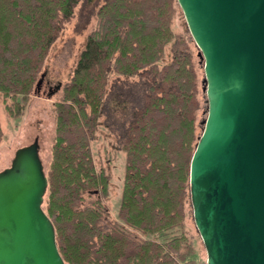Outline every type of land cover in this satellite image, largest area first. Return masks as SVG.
I'll return each instance as SVG.
<instances>
[{
  "label": "trees",
  "instance_id": "obj_1",
  "mask_svg": "<svg viewBox=\"0 0 264 264\" xmlns=\"http://www.w3.org/2000/svg\"><path fill=\"white\" fill-rule=\"evenodd\" d=\"M177 8L176 0H0V100L15 115L64 24L75 16L81 33L96 20L54 103L44 211L65 264H197L184 221L204 82L191 36L174 31ZM101 115L125 153L112 222L103 204L110 176L90 151Z\"/></svg>",
  "mask_w": 264,
  "mask_h": 264
},
{
  "label": "water",
  "instance_id": "obj_2",
  "mask_svg": "<svg viewBox=\"0 0 264 264\" xmlns=\"http://www.w3.org/2000/svg\"><path fill=\"white\" fill-rule=\"evenodd\" d=\"M176 2L203 62L189 195L206 264H264V0ZM46 191L35 137L0 171V264H65Z\"/></svg>",
  "mask_w": 264,
  "mask_h": 264
},
{
  "label": "rangeland",
  "instance_id": "obj_3",
  "mask_svg": "<svg viewBox=\"0 0 264 264\" xmlns=\"http://www.w3.org/2000/svg\"><path fill=\"white\" fill-rule=\"evenodd\" d=\"M75 9V14H76ZM76 17L66 22L56 41L52 44L37 81L42 75L39 87L34 85L28 100L20 114H13L8 107L12 101L0 100V127L2 137L0 140V171L9 167L17 148L28 145L35 137L38 138L39 156L43 163L45 173L51 161V150L55 137V110L54 103L62 98L63 87L70 81L78 56L84 46L86 36L95 27L93 18L87 28L77 33L74 31ZM174 31L182 34L189 32L178 6L174 19ZM191 38V37H190ZM191 40L194 50V62L199 75L200 88L204 78L202 58L197 55L198 49ZM165 61L168 60L166 49ZM117 79L116 74H111L108 82L110 85ZM36 81V82H37ZM36 84V83H35ZM201 108L196 115V134L200 135L203 121L206 117V98L200 89ZM91 156L97 170H103L110 176L108 195L103 199L109 220H117V211L120 202L124 179L125 153L118 149V130L107 123L104 115L99 118L93 138L90 141ZM44 196L42 207L45 210ZM187 216L185 217V230L190 238L197 264H206V253L201 238L196 230L192 217L191 204H186Z\"/></svg>",
  "mask_w": 264,
  "mask_h": 264
}]
</instances>
